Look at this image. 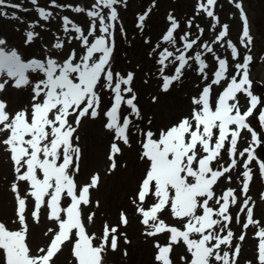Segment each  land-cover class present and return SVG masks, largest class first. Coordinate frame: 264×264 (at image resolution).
I'll list each match as a JSON object with an SVG mask.
<instances>
[{"label": "snow or ice", "instance_id": "6c2138e0", "mask_svg": "<svg viewBox=\"0 0 264 264\" xmlns=\"http://www.w3.org/2000/svg\"><path fill=\"white\" fill-rule=\"evenodd\" d=\"M28 2L31 8L0 0V18L23 28L19 45L0 33V151L10 163L12 223L18 225L12 229L0 221V264H56L65 248L75 264H107L106 257L118 251L128 256L121 248V242H132L121 231L130 224L125 210L115 223L105 220L99 234L88 230L96 217L91 207H100L92 191L102 178L93 172L87 181L77 180L84 121L98 123L107 134L108 174L127 168L120 157L139 145L143 172L129 204L141 234L152 239L155 264H253L242 261L250 228L258 241L256 264H264V222L256 218L257 200L250 194L257 174L264 180V86L251 78L254 37L242 0H230L242 20L235 42L216 11L218 0H195L186 18L169 10L156 35L152 18L158 0L135 13L132 40L151 61L143 83L159 81L160 95H151L150 102L183 90L189 72L202 82L188 97L189 114L167 124L140 104L135 88L140 64L135 70L116 67L117 37L129 41L122 12L130 0ZM81 16L86 24L78 22ZM206 29L214 33L209 39ZM9 90L25 95L26 103L15 102ZM244 132L250 140L241 149ZM258 199L264 202V191ZM42 209L55 227L44 232L46 245L33 251L26 214L39 224ZM165 213L177 223H168ZM233 224L241 229L238 235Z\"/></svg>", "mask_w": 264, "mask_h": 264}, {"label": "bare ground", "instance_id": "6f19581e", "mask_svg": "<svg viewBox=\"0 0 264 264\" xmlns=\"http://www.w3.org/2000/svg\"><path fill=\"white\" fill-rule=\"evenodd\" d=\"M220 0H218L219 3ZM25 2V1H24ZM27 2V1H26ZM84 2V1H83ZM79 2V3H83ZM29 4V2H27ZM25 5V3H22ZM84 4V3H83ZM26 6V5H25ZM31 8V5H30ZM10 11H12L10 9ZM217 11V9H216ZM21 16H25V19L29 18V14L26 13H18ZM177 15V13L175 12ZM164 15V14H163ZM161 16L158 20H155L152 27L153 35H156L159 30L162 28L164 20V16ZM155 18V15L153 16ZM78 22L86 24V18L78 17ZM235 16H230V20L232 21V25L234 20L236 21ZM201 26H204L206 21L199 20L198 21ZM165 24V23H164ZM15 31L14 32V29ZM20 29V31H17ZM23 28L21 25L13 20H7L0 18V33L8 36L10 39L14 40V45H19L22 41L19 37V33L23 32ZM53 31H55L53 29ZM206 32L213 36V33L209 32L206 29ZM211 37V36H210ZM230 38L235 42L238 38L237 32L234 31L233 26L230 28ZM205 39V36H204ZM215 47V46H214ZM218 53L223 55H227V50L225 48H217ZM143 61L141 62V70L137 72V78L140 77V83L135 81V88L139 91L140 94V104L143 105L144 110L148 113L150 117H152L156 122L161 124L170 123L182 115L189 114L190 105L188 104V97L191 94H195L196 92V85L201 84L202 82L197 78L195 72H189L186 76V79L183 84V90L177 89L176 91L171 92L170 94L164 96V98L158 104H152L150 102V97L153 94L160 95L158 92L157 85L159 81L156 80L154 77L149 80V83L145 85L143 83L144 80V73L147 69L151 67V62L145 60L142 57ZM128 59L118 60V56H116V65L119 63H123L125 67L129 66ZM132 66V64H131ZM121 69V68H120ZM124 69V68H123ZM141 75V76H140ZM215 87V86H214ZM219 90V89H218ZM217 90V91H218ZM12 99L15 102L19 103H26L27 97L25 95L16 93L12 90H9ZM257 93V92H256ZM79 135L81 137L80 144L83 148V157L81 161V171L77 176V180L79 182H85L88 180L90 175L93 172H99L102 178L101 183L103 180L107 181L113 179L114 182L118 184L120 188L125 186H133L141 177L143 172V166L137 159V152L139 151V145L133 144V148L131 150L125 149L124 155L120 157V160L123 163L127 164V168L120 167L117 171L108 174L107 169L109 166V161L107 160V150H108V139L107 134L101 129L98 123L87 121V126L84 128L83 132L81 133V129L79 130ZM244 135L242 134V140L239 147L242 149L246 146V143L243 139ZM12 172L10 168V163L8 161L7 155L0 151V221L6 223L9 228L15 229L18 225L12 223L15 220L14 216V200L13 194L10 190L9 181L12 180ZM101 185V184H100ZM231 186L236 187L237 185L233 183ZM22 189L26 188L27 185H22ZM100 186L98 187V189ZM92 191V199H94V195L96 191ZM133 189V188H132ZM264 191V180H261L259 175L257 174L255 178V182L251 187L250 194L253 196L254 199L257 200V208L255 209V216L258 219H261L264 222L261 214L264 211V202H260L258 199L259 192ZM133 191H130L128 195H126V199L123 200L124 205L121 210H125L130 219V224L126 229H121V231H126L129 239L132 241L130 245H124L121 242V248H127L128 256L124 257L120 251L117 253H110L108 257H106L107 264H155L153 259V254L155 249L152 246V239L146 238L141 234L142 226L138 223L139 217L133 214V209L129 204V198ZM10 200H13V209L11 207ZM67 201L63 203L66 204ZM92 210V207L90 209ZM89 209H85V213H87ZM113 214V212L111 213ZM117 214L114 216L109 215V218L114 219L113 222L117 221ZM168 223L176 224L177 221L173 220L167 213H165L164 217ZM26 219L29 224L30 229V236L29 242L30 247L35 251L38 247H44L47 243V237L44 236V232L47 230L48 227H55V225L47 220L46 210L42 209L41 215V222L36 224L32 221L29 214H26ZM99 220V219H98ZM100 221V220H99ZM97 221V214L95 217V222L93 225L88 226L89 232H97L99 234L100 230L98 227ZM97 225V227H95ZM233 230L237 233H240V227L238 225H232ZM255 229L250 228L248 231V235L243 242V254H242V261L243 260H252L253 264H255V260L253 257H256V249L258 241L253 238V233ZM133 239H140V243L138 242V246L132 245ZM163 242V237H160ZM36 245V246H35ZM145 248V249H142ZM177 251H180L179 249ZM56 264H75L73 261L70 250L68 248L63 249L62 254L58 256L56 259Z\"/></svg>", "mask_w": 264, "mask_h": 264}, {"label": "rangeland", "instance_id": "374dc122", "mask_svg": "<svg viewBox=\"0 0 264 264\" xmlns=\"http://www.w3.org/2000/svg\"><path fill=\"white\" fill-rule=\"evenodd\" d=\"M16 1L20 3H25L26 7L30 8V4L27 3L28 0H16ZM41 2H43V0H41ZM75 2L77 3L83 2L84 4H87L88 0H75ZM194 2L195 0H158V8L154 10L155 18H152L153 22L155 20H158L163 14L165 15V13H167L169 10H174V12L177 13V16L179 18L190 17L193 15ZM237 2H239V0H237ZM150 3L151 0H130L128 10L122 12L123 23L129 34V41H123L118 36L119 42H118V48H117L118 50L116 56H118V60L128 59L129 61H131L132 66L125 67L123 62L116 65L118 69L124 68L128 70L129 69L135 70L137 64L138 63L141 64V62L143 61L142 57L144 58V52L142 47L139 45H135L134 41L132 40L133 37L137 36V32L134 29V18L136 12L147 8V6ZM242 3L244 5V8L249 12L252 19L251 34L253 35L255 42V46H254L255 49H253L252 52L255 53L256 62H257V63L255 62L254 64V71L252 73V76L256 77V82H257L256 85L264 86V60L261 59V57H264V0H242ZM217 13L221 18V22L228 23L230 28L231 26H233L235 32L238 33L239 29H242V25L240 24V19L238 16V10L235 8L234 4L230 3V0H220L217 6ZM230 16H235L237 18L236 21L234 20L233 25H232V21L230 20ZM23 17L25 18V16ZM162 23H163L162 26L163 28L165 25L164 24L165 21H162L161 24ZM13 29L14 32H16L15 28ZM192 31L195 33L196 31L195 27L192 29ZM210 36L212 35L208 34L207 32L205 33V39H209ZM19 37L20 39H23L22 32L19 33ZM14 40L15 39H10V43L13 45H14ZM130 42L133 44L132 47L129 46ZM140 80L142 81L140 77L136 79V81L139 83ZM256 88H257V93L259 94L262 91V88L259 86ZM252 123H253V127H256L257 131H260L257 123L255 121H253ZM86 126H87V121H85L84 125H82L81 133L83 132ZM243 135H244L243 137L244 141L250 140L249 133L244 132ZM136 186L137 183H135L133 186L128 185L120 188L118 184L113 181V179L107 181L103 180V182L100 185V188L96 191L93 199V201L99 199L100 207L97 209L94 206H92V210L95 211L97 214V221H98L97 225L99 229H101L102 224L105 220H108L110 222L114 221V219L109 218V215L114 216L115 214H117L116 217L118 216V213L121 211V209L125 208L123 207L125 202L123 199L124 198L126 199V195H128L130 191H133L136 188ZM12 201L13 200H10L9 203H11V207L13 209ZM112 212L113 214H111ZM261 216L264 219V211L261 214ZM97 225H95V227H97ZM138 242L140 243V239H133L132 245H135L134 248L138 246L137 244ZM253 259L255 260V264H256V257H253Z\"/></svg>", "mask_w": 264, "mask_h": 264}]
</instances>
